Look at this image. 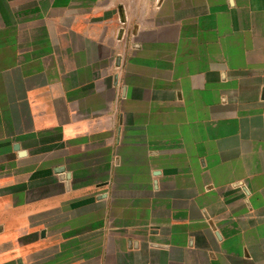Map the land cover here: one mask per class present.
Returning a JSON list of instances; mask_svg holds the SVG:
<instances>
[{
	"label": "crops",
	"instance_id": "1",
	"mask_svg": "<svg viewBox=\"0 0 264 264\" xmlns=\"http://www.w3.org/2000/svg\"><path fill=\"white\" fill-rule=\"evenodd\" d=\"M0 264H264V0H0Z\"/></svg>",
	"mask_w": 264,
	"mask_h": 264
}]
</instances>
